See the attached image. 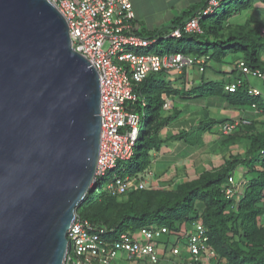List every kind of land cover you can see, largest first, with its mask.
Segmentation results:
<instances>
[{
    "label": "trees",
    "instance_id": "16d2710c",
    "mask_svg": "<svg viewBox=\"0 0 264 264\" xmlns=\"http://www.w3.org/2000/svg\"><path fill=\"white\" fill-rule=\"evenodd\" d=\"M210 1L204 0L198 11L183 12L168 26L155 31L140 28L137 34L155 39L156 42L147 49L161 46V55L179 53L204 61L203 71L195 67L200 77L193 86H184L185 72L176 73L182 83L181 93L189 99H217L234 110L236 116L229 119L233 129L227 137L223 136V144L229 148L234 146L236 135L237 142L245 145L244 153L230 155L222 168L205 171L197 179L179 184L175 190L146 187L124 195H111L107 179L104 178L102 187L96 180L97 189L94 193L92 188L86 192L85 201L76 209V215L109 228L115 227L118 233L134 232L142 227H165L168 232L164 236L181 234V237L195 222H200L207 232V244L215 255L214 264H264V225L260 223L264 216V120L259 119L264 116V93L260 91L261 95L257 97L249 95L252 86L248 78L251 76L237 68L238 63L243 62L251 71L264 74V22L253 15L257 5L264 6V0H215L217 6L212 12L200 17L201 34H183L177 39L168 37L169 32L208 8ZM218 9H221L219 16ZM229 55H239L238 61L230 64ZM226 65H231L228 71L223 69ZM207 72L219 79L206 78ZM164 73L149 74L138 84L139 96L146 103L144 108L148 115L136 141L140 146L135 149V143L130 159L136 162L125 171L128 177L142 176L144 180L142 173L150 165V152L158 151L172 140L159 136L161 129L176 117L167 116L163 109L174 91L167 81H154L156 75ZM238 80L241 85L234 92L225 90L226 85ZM193 82L191 80L190 84ZM137 103L138 100L130 107L133 109ZM226 122L225 119L210 120V124L201 123L195 131H184L177 138L191 146L202 145L205 128L216 123L224 126ZM193 132L199 137L193 139ZM239 168L245 173L242 186L237 188L229 179H234ZM225 189H230L231 195H227ZM122 197L126 200L120 202ZM177 241L171 245L176 246ZM130 264L148 263L137 260ZM157 264L172 263L161 259ZM184 264L192 263L185 261Z\"/></svg>",
    "mask_w": 264,
    "mask_h": 264
},
{
    "label": "water",
    "instance_id": "95a60500",
    "mask_svg": "<svg viewBox=\"0 0 264 264\" xmlns=\"http://www.w3.org/2000/svg\"><path fill=\"white\" fill-rule=\"evenodd\" d=\"M100 79L49 0H0V264H64L97 189Z\"/></svg>",
    "mask_w": 264,
    "mask_h": 264
},
{
    "label": "built area",
    "instance_id": "2783aa9c",
    "mask_svg": "<svg viewBox=\"0 0 264 264\" xmlns=\"http://www.w3.org/2000/svg\"><path fill=\"white\" fill-rule=\"evenodd\" d=\"M64 17L69 28L72 48L87 59L96 69L100 79L101 137L95 181L106 178L108 172L117 167L119 161L130 160L134 153L141 118L133 112L130 104L137 101L132 82L139 84L152 73L183 72L197 67L203 71V60L184 54H140L133 52L147 49L155 39L139 36L140 27L130 0H49ZM215 0L208 8L186 21L181 27L169 32V38H180L183 34H201L200 17L212 12ZM117 63V64H116ZM118 64H125L124 68ZM237 68L244 74L264 81V74L251 71L243 62ZM188 77V76H186ZM241 85L238 80L225 86L232 93ZM249 95L260 96L256 88H249ZM129 102L130 104H127ZM142 106L146 103L143 101ZM171 108L167 100L163 109ZM227 133L233 126L224 125ZM137 177L114 176L107 184L111 195H124L131 190H143L145 181ZM233 183V179H229ZM231 195L230 189H225ZM165 227H142L136 232H120L115 227L90 222L77 215L67 230L68 247L64 264H130L141 260L157 264L168 259L172 264H214L215 255L208 246L207 232L200 222H195L185 233L186 251L190 259L182 257L178 245L161 250L158 240L167 234ZM125 255V258H123ZM122 264V263H121Z\"/></svg>",
    "mask_w": 264,
    "mask_h": 264
},
{
    "label": "rangeland",
    "instance_id": "374dc122",
    "mask_svg": "<svg viewBox=\"0 0 264 264\" xmlns=\"http://www.w3.org/2000/svg\"><path fill=\"white\" fill-rule=\"evenodd\" d=\"M59 1V0H57ZM254 11V17L260 21L264 22V6L263 5H257ZM221 15V9L217 10V16ZM208 21L210 19H207ZM152 21V20H151ZM170 21H165L163 25L168 26ZM151 24H155L150 22ZM149 23V24H150ZM150 25H147V30H151L150 28H157L161 27L162 25H153L155 27H151ZM157 26V27H156ZM162 28V27H161ZM159 28V29H161ZM133 52H137L140 54H157L161 55V46L155 47L153 49H142V50H135L131 49ZM264 57V56H263ZM239 55H229L227 57V60L230 64L236 63L238 61ZM117 64V63H116ZM124 68H128L125 64H118ZM231 65H226L223 69L224 71H228ZM186 76H188V83L184 82L186 87L193 86L198 83L200 74L197 70V68H193L192 70L185 72ZM215 74H211L210 72H207L205 74V77H213L215 80L219 79V76H215ZM178 75L176 72L173 73H164L159 74L155 76L154 81L158 82L159 80H165L168 82L169 87L174 91V96L176 99L173 100V105L175 109H171L167 111L166 115H173L174 111L176 110L178 113V116L172 117L169 123V128H181L185 132L189 133L191 131H195V129L198 128L201 123L210 124V120H220L225 119L227 120L226 125H230V117L236 116V112L232 110L231 108H228L223 103H219L217 99L213 98H196L198 100V103L196 104L197 107L193 106L194 104H189L187 102L183 103L184 101H190L188 100V97H185L181 93V82L178 80ZM193 80L194 82L192 85L190 84V81ZM250 85L253 88L258 89L262 93H264V82L258 78L255 77H249L248 78ZM183 83V84H184ZM139 86L138 84H135L132 82V89L133 93L137 96L138 103L133 106V112L137 114L141 118V126L140 131H143L146 121H147V115L148 110L142 107V100L143 98L139 96ZM182 97L180 99L184 100H178V96ZM172 97V98H173ZM194 99V100H196ZM170 100V99H169ZM182 101V102H179ZM127 104H130L127 102ZM204 107L207 115L200 114L201 111L199 110V107ZM196 109V110H194ZM186 112V113H185ZM245 114V112H243ZM247 117V116H246ZM196 121H191L192 119H196ZM260 120H264V116L259 118ZM194 122V123H193ZM232 126V125H230ZM223 126L219 124H211L209 128H205L202 138H203V144L197 145V146H191L188 143H185L184 140L178 139L177 136H179L180 133L183 132V130L180 131V133L176 134V137L173 136L171 139L174 143H168L161 146V148L158 151H151L150 152V165L149 167L142 173L144 175V181L145 185L148 188L157 189V190H175L177 186L184 182H189L192 180L197 179L203 172L210 171V170H217L222 168L226 161L229 160L230 155H236V154H243L245 151V145L243 143L237 142V137L234 135V138L236 139V143L232 147H226L223 144L224 137H227L230 132L224 133L223 132ZM232 130V129H231ZM191 137L193 139H196L197 136L195 132L191 134ZM178 141H181V145L177 148ZM185 144V145H184ZM140 146V142L138 141L136 143V148ZM165 147L164 150H162ZM161 150V151H160ZM174 151L175 155H168L166 153H170ZM162 152L158 154V152ZM156 152V153H155ZM167 157L168 159H161V157ZM172 160L171 162L168 160ZM163 160V164L161 162ZM136 162L135 159L133 160H125V161H119L117 163V167L114 171L108 172L105 179H107L108 182L111 181V178L114 176H120L121 178L128 177L125 173V171L130 168L134 163ZM245 173V170L242 168H239L235 172V177L233 179V184L235 187H241L243 182V175ZM98 182L100 187H102V184L104 183V179L101 177H98ZM95 192V191H94ZM93 192V193H94ZM126 200V197H122L119 199L120 202H123ZM260 223L264 225V216L260 219ZM191 229H189L190 231ZM136 232V231H134ZM133 232V233H134ZM135 234V233H134ZM181 234L177 235H168V236H162L159 240V248L161 250L170 249L172 246L171 243L178 240L177 244L181 250L182 257L185 259H190V255L186 251V245L184 242V239L181 238ZM168 241V244H164ZM123 258H125V255H123ZM122 264L124 262H121ZM120 263V264H121ZM113 264V263H111Z\"/></svg>",
    "mask_w": 264,
    "mask_h": 264
},
{
    "label": "crops",
    "instance_id": "0c3cea01",
    "mask_svg": "<svg viewBox=\"0 0 264 264\" xmlns=\"http://www.w3.org/2000/svg\"><path fill=\"white\" fill-rule=\"evenodd\" d=\"M204 0H130L131 4H132V8L135 14V20L138 23L139 27L144 29L145 31H155L158 30L161 27H164L165 25H163V23H165V21H170L169 23H171V21H173L175 18H177L178 16H180L183 12L186 11H198L202 5ZM155 23V24H151L150 22ZM151 27H155L153 25H162L161 27H157V28H150L151 30H147V25H150ZM186 80L188 81V78H184L183 81ZM182 98L179 94L178 96V100H182L180 99ZM176 99V97H173L170 99L171 102V108L165 110V113L171 109H175L174 105H173V100ZM190 100V99H188ZM184 101V100H182ZM179 101V102H182ZM187 102L189 104H194L193 106L197 107V103L198 100H194L191 99L190 101H184L183 103ZM196 110V109H194ZM199 110L201 111L200 114L202 115H207L204 107H199ZM186 113V112H185ZM173 115L178 116L177 111L175 110ZM167 116H172V115H167ZM196 119H192L191 121H196ZM169 123L163 128L161 129V131L159 132V136L161 139H167V138H172L173 136H176V134L180 133L181 128L177 127V128H173L170 129L169 128ZM194 123V122H193ZM185 130V128H184ZM183 130V132H184ZM182 132V131H181ZM168 143H174L173 140L167 142V146ZM178 143V145L176 146L177 148L181 145V141L176 142ZM185 145V144H184ZM166 146H164V148L162 150L165 149ZM161 151V150H160ZM158 152V154L162 153V152ZM172 151V150H171ZM156 153V152H155ZM168 155H175L174 151L170 152V153H166ZM176 156V155H175ZM173 157V156H172ZM177 157V156H176ZM168 159L167 157L163 156L161 157V159ZM178 158V157H177ZM163 160H161L162 162ZM168 161H172L171 159ZM164 162V161H163ZM162 162V164H163Z\"/></svg>",
    "mask_w": 264,
    "mask_h": 264
}]
</instances>
